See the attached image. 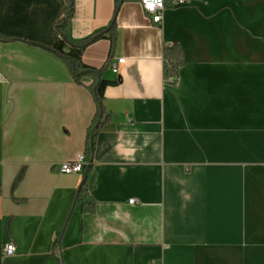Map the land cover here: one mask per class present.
<instances>
[{"label": "crops", "instance_id": "obj_1", "mask_svg": "<svg viewBox=\"0 0 264 264\" xmlns=\"http://www.w3.org/2000/svg\"><path fill=\"white\" fill-rule=\"evenodd\" d=\"M116 1L73 0L69 37L107 27ZM165 1L161 26L122 3L114 48L84 49L106 65L95 130L92 79L41 47L69 0H0V36L16 38L0 41V264H264V0ZM79 154L82 173L59 171Z\"/></svg>", "mask_w": 264, "mask_h": 264}, {"label": "trees", "instance_id": "obj_2", "mask_svg": "<svg viewBox=\"0 0 264 264\" xmlns=\"http://www.w3.org/2000/svg\"><path fill=\"white\" fill-rule=\"evenodd\" d=\"M126 1H132V0L116 1L111 21L107 27L95 32L92 36L88 38L81 40H73L68 35V26L73 16L74 3L73 0H69L68 6L65 9L63 17L54 23V28L58 33V39L52 46L41 45L42 48L53 53L66 64L69 73L75 82L81 83V80L84 77H90L92 79L90 90L93 94L96 104L95 130H98L100 127H102V125H104L110 119L109 115L106 113L103 106V91L106 85L108 84V82L103 80L101 75L104 69H106V65H104L100 69H94L88 67L83 64L81 60V56L84 49L87 46H89L91 43L103 37H107L110 40L111 48H114L117 40L116 17L119 12V8L121 4ZM12 40H16V38L0 36V41H12ZM163 58H164V66H163L164 76L169 77L170 75H174V74L177 75L179 68L183 65V52L179 47V45L176 43H172L170 45H164ZM21 176L22 173H20L17 176V178L14 181V185L18 183ZM85 184L86 182L84 179L83 183L80 185L78 189V196L83 198V206H82L83 211L92 212L94 210V206L86 200Z\"/></svg>", "mask_w": 264, "mask_h": 264}, {"label": "built area", "instance_id": "obj_3", "mask_svg": "<svg viewBox=\"0 0 264 264\" xmlns=\"http://www.w3.org/2000/svg\"><path fill=\"white\" fill-rule=\"evenodd\" d=\"M175 2H180V0H174ZM140 6L145 12L146 16L149 18L150 22L156 26H161L163 22V13L166 8L165 0H139ZM124 62L123 58L117 60V62H112L110 68L113 71H117L119 65ZM169 82L176 84L177 75H170L168 77ZM85 157L83 154H79L74 161L62 162L59 164V171L64 174H80L83 171V166L85 163ZM133 199L129 200V203H133ZM15 246L10 243L7 244L3 249V255L8 256L14 254ZM154 264H163L162 262H157Z\"/></svg>", "mask_w": 264, "mask_h": 264}, {"label": "water", "instance_id": "obj_4", "mask_svg": "<svg viewBox=\"0 0 264 264\" xmlns=\"http://www.w3.org/2000/svg\"><path fill=\"white\" fill-rule=\"evenodd\" d=\"M88 170H89V165H86L85 170H84V178H83V180L86 178Z\"/></svg>", "mask_w": 264, "mask_h": 264}]
</instances>
